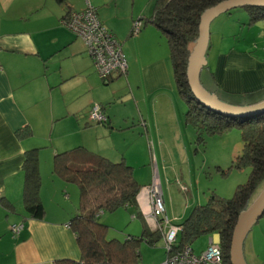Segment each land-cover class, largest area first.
Here are the masks:
<instances>
[{"label": "crops", "instance_id": "0c3cea01", "mask_svg": "<svg viewBox=\"0 0 264 264\" xmlns=\"http://www.w3.org/2000/svg\"><path fill=\"white\" fill-rule=\"evenodd\" d=\"M86 1L96 8L99 20L121 42L122 48L133 20L151 15L154 6V0H148L146 5L132 11L131 18L120 27L110 1L104 6V0H64L63 3L0 0V264H52L56 259H79L80 248L69 226L78 199L72 186L53 173L54 155L81 146L112 161L124 159L127 163L124 151L116 144L95 152L83 138L87 130L101 131L104 135L115 130L116 118L110 115V106H106L113 94L104 87L115 82L112 87L122 92L125 86V91L132 92L134 99L136 92L131 85L137 75L139 80L135 84L139 82L143 94L155 91L158 97H165L166 94L158 91L173 88L168 59L157 60L158 64L156 61L145 63L142 52L133 45L149 41L152 35L160 38V30L152 24L129 40L126 54L123 53L127 61L126 74H114L105 82L99 80L82 39L62 24L69 11L83 10ZM127 43L128 40L126 46ZM210 47L202 69L208 81L201 82L208 91L232 104L264 100V57L231 47L226 52H217L208 62ZM125 95L132 103L129 95ZM95 101L100 102L107 116L108 123L102 126L88 118ZM135 106L139 125L147 136L155 132L159 135L153 129L158 126L156 113L146 99L138 94ZM158 137L160 141V135ZM141 138L147 146L148 142ZM67 144L72 145L69 148ZM32 148L37 149L39 156V196L44 207V215L38 219L28 214L23 201L24 155ZM43 158L47 162L44 167ZM135 173L134 170L133 176ZM152 176L153 170L151 178L143 182L151 183ZM12 225H22L17 234L11 230ZM148 225L152 230V224ZM218 237L215 233L214 238Z\"/></svg>", "mask_w": 264, "mask_h": 264}, {"label": "rangeland", "instance_id": "374dc122", "mask_svg": "<svg viewBox=\"0 0 264 264\" xmlns=\"http://www.w3.org/2000/svg\"><path fill=\"white\" fill-rule=\"evenodd\" d=\"M146 3H148V0H104L103 2L104 6L110 4L111 8L115 9L114 19L120 23V27L125 20L131 18L132 11L135 12ZM248 20L249 14L244 8H234L220 14L210 22L209 45H211V49L208 52L211 53L208 55V62H211L217 52H226L231 47L253 51L252 53L257 57H264V19L258 20L249 26L242 24L247 23ZM149 24H145L138 33L142 32ZM129 28L131 27L129 26ZM159 32L160 38L158 35H152L149 38L150 42L146 40L133 45H136L137 49L139 48L142 52L141 55L144 56L143 62L145 63L156 61L158 64L157 60L168 59L167 64L171 71L173 88L158 91L166 94L165 97H158L155 91L152 94L144 92V96L139 88V82L135 84L139 80L137 75L131 87L137 95L139 94L141 98L146 99L151 110L155 111L158 126H154L153 129L158 131L160 141H163V143H160L157 132H155V135L150 133L147 136V133L139 125V113L135 106L136 93L133 99L131 97L132 92H126L125 86L121 88L122 92L119 88L112 87L111 85L115 82H110L104 87L109 88L106 90L112 91L113 94L106 106H110L108 108L110 115L116 118L113 125L115 130L106 135L102 134L101 131L87 130V132H83V138L95 152L116 144L120 151H124L123 155L128 161L127 164L130 163L133 171L135 170L139 174V176H136L137 173H135L134 176L143 187L150 184V182L143 181L150 179L151 170L155 169L156 179L160 184L162 194H164L165 207H169L166 210V215L171 223L179 224L195 206L207 203L211 194H215L220 198L232 197L236 187L247 181L249 169L231 167L232 160L241 153L243 145L241 131L238 128L233 127L223 133L210 134L205 131L198 132L185 121L187 103L178 93L173 79L167 38L161 31ZM136 35L137 33L133 36L129 35L123 41L122 50L124 54H126L129 46V40L135 38ZM127 40L126 46L125 42ZM97 76L99 80L103 81L98 74ZM200 79L204 82L205 80L208 81L205 69L202 71ZM136 85L138 86L137 89ZM126 93L132 103L128 102ZM103 94L102 89L101 96ZM93 103L100 104L98 101ZM99 125L102 126L103 124L100 123ZM67 127L66 125L65 128ZM79 136H82L81 132ZM141 137L145 138L149 147L148 144L145 146ZM67 145L70 148L72 144ZM109 150L111 151L110 148ZM120 153L117 156L118 158ZM114 157L118 159L116 156ZM154 158L158 161L156 162ZM45 163L47 162L43 158L42 167L45 166ZM69 184L77 195L79 203L78 186L75 183ZM262 189H264V186L257 191L256 196ZM135 211L132 208L121 207L114 211L102 212L99 221L107 226L106 238L124 240L129 236H140L142 233V219L136 215L131 218V215L136 213ZM214 236L215 233L203 234L190 242V247L195 254H199L206 249L209 238H214ZM178 243L179 237L177 239ZM242 248L247 264H264V214L259 217L246 234ZM138 252L140 264H159L166 257L162 236L154 238L153 243L142 239L138 245Z\"/></svg>", "mask_w": 264, "mask_h": 264}, {"label": "trees", "instance_id": "16d2710c", "mask_svg": "<svg viewBox=\"0 0 264 264\" xmlns=\"http://www.w3.org/2000/svg\"><path fill=\"white\" fill-rule=\"evenodd\" d=\"M222 1L225 0H154L151 15L134 19L129 35H134L133 25L138 22L139 30L150 23L166 36L173 79L178 93L187 103V123L198 132L210 134L223 133L233 127L241 131L242 150L232 160L231 167L248 168L247 181L238 185L230 198L211 194L207 203L195 206L177 224L180 226L177 234L179 243L177 239L175 242L176 247L190 245L203 234L217 233L222 261L231 264L230 245L237 217L264 186V112L244 117L213 112L194 98L186 76L188 57L198 37L200 17L205 10ZM244 9L249 14V20L243 25L249 26L264 19V7L247 6ZM200 82L203 80L200 79ZM23 170L26 211L33 218H42L44 207L39 196L40 174L36 148L25 152ZM52 171L65 182L75 183L79 188V203L69 226L75 233L81 253L79 259H56L52 264H140L139 242L146 239L153 243L154 238L160 237L161 233L159 229L151 230L139 210L137 195L143 185L134 178L132 166L124 159L112 161L78 146L56 153ZM121 207L136 210L133 215L142 219V233L124 240L107 239V226L99 221V216L102 212Z\"/></svg>", "mask_w": 264, "mask_h": 264}, {"label": "built area", "instance_id": "2783aa9c", "mask_svg": "<svg viewBox=\"0 0 264 264\" xmlns=\"http://www.w3.org/2000/svg\"><path fill=\"white\" fill-rule=\"evenodd\" d=\"M81 11H69L62 24L82 39L86 46L96 73L103 81L114 74L127 72V61L122 51L121 42L99 20L96 8L86 1ZM134 34L139 31L140 23H134ZM88 118L94 122L106 123L107 116L101 104L93 103L88 111ZM153 180L140 189L137 195L139 210L145 221L152 224V229H159L164 240L166 257L159 264H224L222 252L217 239L210 237L206 249L195 254L189 244L176 247L180 226L171 223L166 215L160 184L153 169ZM131 215V218H134ZM22 225H12L11 230L17 234Z\"/></svg>", "mask_w": 264, "mask_h": 264}, {"label": "water", "instance_id": "95a60500", "mask_svg": "<svg viewBox=\"0 0 264 264\" xmlns=\"http://www.w3.org/2000/svg\"><path fill=\"white\" fill-rule=\"evenodd\" d=\"M247 6L264 7V0H225L205 10L200 17L198 37L187 62V82L194 98L209 110L231 117L251 116L264 112V100L246 105L223 101L219 99L217 94L208 91L201 84L200 73L206 65L205 56L209 46L210 22L222 13ZM262 214H264V189L237 217L230 245L231 264H247L243 255V241L252 225L257 222Z\"/></svg>", "mask_w": 264, "mask_h": 264}]
</instances>
